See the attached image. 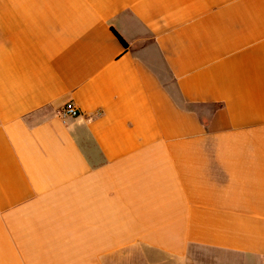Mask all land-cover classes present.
<instances>
[{"label":"crops","instance_id":"0c3cea01","mask_svg":"<svg viewBox=\"0 0 264 264\" xmlns=\"http://www.w3.org/2000/svg\"><path fill=\"white\" fill-rule=\"evenodd\" d=\"M0 264H264V0H0Z\"/></svg>","mask_w":264,"mask_h":264},{"label":"built area","instance_id":"2783aa9c","mask_svg":"<svg viewBox=\"0 0 264 264\" xmlns=\"http://www.w3.org/2000/svg\"><path fill=\"white\" fill-rule=\"evenodd\" d=\"M79 114V110L72 104H67L63 108L62 117H75Z\"/></svg>","mask_w":264,"mask_h":264},{"label":"trees","instance_id":"16d2710c","mask_svg":"<svg viewBox=\"0 0 264 264\" xmlns=\"http://www.w3.org/2000/svg\"><path fill=\"white\" fill-rule=\"evenodd\" d=\"M114 34L116 35V37L119 39V41L124 45L127 46V43L125 42V40L117 33V31H115L113 29Z\"/></svg>","mask_w":264,"mask_h":264}]
</instances>
